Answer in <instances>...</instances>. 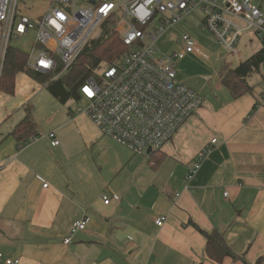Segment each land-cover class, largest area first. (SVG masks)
<instances>
[{
    "label": "crops",
    "instance_id": "obj_1",
    "mask_svg": "<svg viewBox=\"0 0 264 264\" xmlns=\"http://www.w3.org/2000/svg\"><path fill=\"white\" fill-rule=\"evenodd\" d=\"M254 4L264 14V0ZM196 59L186 55L179 62L190 65ZM243 60L210 74L212 87L176 69L177 79L202 98V107L160 152L143 159L131 151L135 156L109 155L118 175L96 185L83 169L68 165L70 136L61 126L53 131L56 147L47 134L20 141L11 136L25 117V105L19 108L22 118L3 127L18 108L16 93L0 92L5 95L0 97V264H218L206 257L199 230L219 232L242 258L227 257L220 264H254L264 256V73L262 84L247 79L251 90L238 98L221 82L222 70ZM18 75L25 80L15 85L16 92L38 85L25 73ZM70 119L87 145H120L85 115L76 112ZM205 146L210 152L187 180ZM160 216L166 217L162 227L155 224ZM86 217V228L64 244L71 224Z\"/></svg>",
    "mask_w": 264,
    "mask_h": 264
},
{
    "label": "built area",
    "instance_id": "obj_2",
    "mask_svg": "<svg viewBox=\"0 0 264 264\" xmlns=\"http://www.w3.org/2000/svg\"><path fill=\"white\" fill-rule=\"evenodd\" d=\"M18 2L0 0V79L13 40L33 35L26 68L55 73L54 80L73 65L91 40L101 36L110 18L116 19L119 29H115L121 32L127 51L112 64L100 65L85 80L79 98L86 101V107L76 112L85 115L102 135L144 157L160 152L203 105L202 98L177 79L176 61L205 54L190 36L182 35L179 53L155 58V42L165 27L199 8L204 14L201 29L209 31L230 54L238 53L236 44L244 35H249V41L258 39L264 49V14L254 0H52L37 19L20 13ZM155 22L159 26L150 31ZM47 137L51 147L59 145L53 131ZM215 143L212 139L211 144ZM209 152L210 146L198 151L187 180ZM102 199L109 204V197ZM87 222V217L74 221L63 243L70 244ZM165 222L164 216L155 220L158 227Z\"/></svg>",
    "mask_w": 264,
    "mask_h": 264
},
{
    "label": "rangeland",
    "instance_id": "obj_3",
    "mask_svg": "<svg viewBox=\"0 0 264 264\" xmlns=\"http://www.w3.org/2000/svg\"><path fill=\"white\" fill-rule=\"evenodd\" d=\"M51 2L52 0H19L18 9L20 13L33 18L37 12L45 10ZM203 17V12L199 8H196L185 15L172 27H165L164 31L159 35L155 42L156 52L154 57L162 58L168 55L171 56L174 52L179 53L183 44L181 41L182 35L190 36L191 39L197 43L198 49L205 54V57L194 55L197 58L196 63L190 65L176 61V69L178 72L184 70L189 75L195 77L197 82H201L202 85L207 86H209L208 84L210 83V86L212 87L213 80H210V74L213 75L215 72L219 71L223 65H232L233 60L237 62L250 57L257 50L262 48V45L258 39L253 38L249 41V35H244L236 44L238 53L236 55L230 54L209 31L201 29V21ZM156 26H159L158 22L153 23L149 30L153 31V28ZM116 29H119L118 26ZM116 33L120 35L121 32L119 33L117 30ZM97 34L98 33L96 32L93 36L95 37ZM31 41L32 39L30 38V35H27L22 39L13 40L11 45L17 49L28 52L30 51ZM104 65L105 63L101 64V66ZM263 73L264 68H260V71L253 73L248 80L252 83L257 82V84H262L261 77ZM22 79H24L23 76L17 75L15 80L16 85H20ZM36 83L39 86L34 84L31 86V89L21 87L22 90L15 91L16 95L14 96L13 101L18 109L11 114L3 127H8V125L15 120H20L24 113L23 110H19V108L23 105L29 106L31 109L32 120L39 135L56 131V129L61 126V128H63L61 131L64 135L70 136L69 148L67 151L68 165L78 166L80 170L83 169L86 178L91 180L95 185L97 182L99 183L101 179L107 182L114 180L118 174L113 171L114 167H110V158L107 157L118 153L125 156L135 155L121 145L117 144L118 146H115L113 144L114 142L110 143L109 141H102L99 144L87 145L81 141L79 135L75 133V127L72 126L70 118L76 114L77 108L86 107V101L83 98H72L62 103L56 100L44 88V86L42 87L41 84L38 82ZM3 94H0L1 98L5 97ZM71 114L73 115L70 116ZM73 133L76 138L73 137ZM141 159L143 158L141 157ZM99 188L100 187L96 186L94 190L97 191ZM103 192L109 197L113 196V194H110V192L105 189Z\"/></svg>",
    "mask_w": 264,
    "mask_h": 264
},
{
    "label": "trees",
    "instance_id": "obj_4",
    "mask_svg": "<svg viewBox=\"0 0 264 264\" xmlns=\"http://www.w3.org/2000/svg\"><path fill=\"white\" fill-rule=\"evenodd\" d=\"M115 25H117L116 19L110 18L103 26L101 36L93 39L73 65L54 80L55 73L43 74L27 69V54L15 47H9L0 79V92L14 95L16 76L19 73H25L62 103L72 98L79 99V88L85 80L94 76L95 70L102 63L112 64L127 51L120 35L115 31ZM260 68H264V49L262 48L240 61L234 68L229 70L224 68L221 72L222 85L230 91L233 98H238L251 90L247 85V79L253 73L259 72ZM10 135L16 137L18 141L38 136L29 106H25V117ZM199 231L206 239L205 254L210 261L220 264L227 257L242 260L231 251L222 234L217 231L211 233ZM244 264L251 263L244 261ZM254 264H264V256L258 258Z\"/></svg>",
    "mask_w": 264,
    "mask_h": 264
},
{
    "label": "snow or ice",
    "instance_id": "obj_5",
    "mask_svg": "<svg viewBox=\"0 0 264 264\" xmlns=\"http://www.w3.org/2000/svg\"><path fill=\"white\" fill-rule=\"evenodd\" d=\"M87 91V90H86ZM90 94V93H89Z\"/></svg>",
    "mask_w": 264,
    "mask_h": 264
}]
</instances>
